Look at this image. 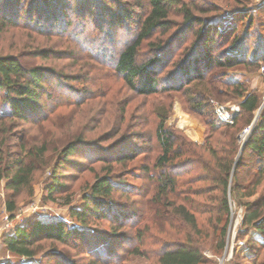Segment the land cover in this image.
Instances as JSON below:
<instances>
[{"label": "rangeland", "instance_id": "rangeland-1", "mask_svg": "<svg viewBox=\"0 0 264 264\" xmlns=\"http://www.w3.org/2000/svg\"><path fill=\"white\" fill-rule=\"evenodd\" d=\"M30 1L22 0L19 9L21 10L24 6L23 10H27L25 8ZM84 1L86 3V0ZM179 1L187 6L199 8L213 4L217 6L218 11L216 12L219 14L233 13L238 7L236 4H242L250 10L252 25L248 30L246 21L243 20L245 14L234 17L230 22L237 25L236 36L242 38L248 31L246 33L248 35L247 45L245 46L248 57L256 53L255 49L257 50L259 42L263 45L264 0ZM81 2L82 0H64L62 2V7L58 11L59 14H62L60 25L51 33L46 29L48 26L46 24L43 25L45 26L43 27L44 31H38V28L34 29L31 27L32 25H27L22 20L17 26L2 27L0 25V56H17L21 62L29 66H41L51 70L49 80L53 83L52 85L47 84V91L58 98L70 96L74 99V96L77 95L72 93V89L78 90L76 100H82V103L77 106L57 108L54 113L49 114L47 121L41 123L42 130L35 128L30 123L22 124L21 129L15 130L20 132L24 128L26 139L32 141V144L34 141L42 143L43 139L48 138V133L53 134L52 140L62 136L65 140L64 143L81 135L86 142L94 144V147L107 149L114 144L119 145L120 142L128 144L136 151V154L130 161L103 163L96 157L87 158L88 149L80 147L78 153L70 158L71 161L77 163V166L65 165L61 168V172L65 176L66 189L55 194L53 196L55 200L48 201L46 190L51 178V168L55 166L54 150L57 148L50 145L47 153V157H50L48 167L34 174L32 194L28 195L27 192L22 191L16 197L17 207L13 218L6 212L4 205L7 196L4 186L7 180L1 179L0 252L4 249L3 235L12 232L17 226L24 225L30 220L40 218L62 220L70 227L75 226L76 221L70 216V210L72 208L79 209L84 205V197L89 194L88 186L94 182L97 176L105 175L110 168L112 180L116 183L126 184L125 187L133 191L132 193H121L117 190L113 194V199L116 203L123 204L126 207L125 211H131L132 208L136 211L135 217L126 222V227L117 231V234H124L127 239L123 240L124 242L121 239L116 241L117 243L114 245L116 258L114 259L115 263L112 264H155V256L161 249L163 241L167 239L193 242L201 248L206 258L214 261V264H250L247 258L256 250L253 249L250 241L263 242L264 238L254 230L243 226L244 208L237 206L231 196L228 197L230 215L225 233V246L218 256L213 255L211 250L213 235L208 224L209 215L199 217V220H202L205 225L197 234L193 233L192 235L188 226L173 217L171 207L167 205L171 200H175L176 195H169L170 199L167 202L162 200L160 203H155L152 199L157 192L159 183V172L154 167L155 160L160 154V147L155 136L159 120L163 119L165 129L174 132L176 136L180 137L181 142H187L194 146L192 149L196 151L199 160L207 163L211 157L208 147L212 140L218 137L220 142L225 144L227 139L217 134L211 135L207 120L202 114L196 112L190 98L194 96V93H203L214 112L217 106L224 107L228 112L232 108L239 111L238 103L241 99L234 95L233 88L222 83L216 84L219 92L217 94L208 91L209 85L192 83L186 87L184 92L182 89L177 92L167 90L147 96L136 95L125 87L118 76L114 75L111 62L117 50L136 32V20L148 10V0H87L85 8L80 6ZM139 2H141L142 8L138 6ZM78 10L83 12L81 17L76 14ZM124 13L129 14V18L121 25H117L115 23L117 16ZM113 14L115 18L111 17ZM195 14L205 18L212 16L213 12L207 15ZM24 15L22 11V18ZM169 19L173 24L171 28L167 31L159 30L150 39L141 43L138 54L139 62L150 58L153 52L151 50L163 46L180 26L181 17L176 12L170 14ZM67 21L70 22L69 26L61 31L62 23ZM197 28L198 26L195 25L192 30ZM215 40L219 42L216 53L219 54L227 49L231 37L227 39V43L223 38L217 37ZM193 41V33L188 32L170 45L166 61L156 69L157 79L161 85L169 86L168 83L162 81L177 68L188 48L194 43ZM261 46L258 48L261 49ZM42 50L46 51L48 58L42 59L36 54ZM223 72H227L231 76L228 80L243 85L246 94L255 93L259 97L260 103L250 124L241 125L242 129L237 135V151L234 156L236 163L242 152H240L241 146L243 143L245 146L258 116L264 108V61H260L257 66L253 67L238 65L227 69L213 68L208 73L207 80L216 82L217 77ZM213 76L216 77L215 80L212 78ZM56 83L63 84V87H55ZM246 119L248 118L246 117ZM70 125H72L71 128ZM68 131L71 132L70 135H67ZM183 158L186 159V157L181 159ZM174 170L180 176L179 182L202 177L208 181L195 183L193 184L194 188L202 187L205 192H208L209 188L214 189L213 184L207 179L209 173L203 169V165L200 163L186 169L174 168ZM250 170H252L250 167H246L241 170V173ZM231 185L230 182L229 186ZM187 186L185 185L183 188ZM258 192L260 201H263L264 187L263 189L258 187ZM217 195L218 191L215 190L209 192L207 196ZM203 205L205 207L214 206L213 208L217 209L215 203L206 202ZM215 217L213 215V218ZM90 220L89 229H97L101 233L108 234L111 220L98 222ZM139 234L142 235V241L138 237ZM77 243V240L76 242L70 240L68 245L57 243L51 245L50 242H41L36 255L27 261L32 264H54L53 262L57 258L52 255V251L55 250L76 264L90 263L92 259L83 251L84 249L75 248L74 245ZM133 248L138 249L137 254L132 252ZM263 253L264 250H261V257ZM9 256L8 259L0 257V261L10 260L15 264H18L22 259L26 261L23 257L12 254Z\"/></svg>", "mask_w": 264, "mask_h": 264}, {"label": "trees", "instance_id": "trees-1", "mask_svg": "<svg viewBox=\"0 0 264 264\" xmlns=\"http://www.w3.org/2000/svg\"><path fill=\"white\" fill-rule=\"evenodd\" d=\"M63 1L31 0L25 8L27 10L24 11V6H22L21 10L25 14L22 18V11L19 9L22 0H0V25L2 27L17 26L22 20L27 25H32L31 27L34 29L38 28V31H44L43 27L45 26L43 25L46 24L48 25L46 29L51 33L60 25L62 14H59L58 11H60ZM81 4L80 6L85 8L87 0L86 3L82 0ZM236 5L238 7L233 13L219 14L216 12L218 11L217 6L213 4L199 8L187 6L180 3L179 0H148V10L136 20V32L129 41L122 44L111 62L114 75L118 76L125 87L136 95L147 96L167 90L177 92L182 89L184 92L186 87L192 83L209 85L208 91L217 94L216 84L222 83L233 88L234 95L241 99L238 103L239 111L231 113L232 123H228L217 118L203 93H194V96L190 98L196 112L202 114L207 120L211 135L217 134L227 139L223 144L218 137L212 138V143L208 147L211 157L207 163L199 160L196 151L192 149L194 146L187 142H181L180 137L176 136L174 132L165 129L163 119L159 120L155 135L160 147V154L154 164L159 172V183L157 192L152 199L155 203H160L162 200L167 202L170 199L169 195H176L175 200H171L167 205L171 207L173 217L188 226L192 235L193 233L197 234L205 225L202 220H199V217L209 215L208 224L213 235L211 250L215 256H218L225 246V233L230 215L229 196L237 206L244 208L243 226L254 230L264 238V200L260 201L258 192V187L261 189L264 187V108L235 163L237 135L242 129L241 125H248L252 121L253 114L260 104L259 97L255 93L246 94L243 85L228 80L231 76L227 72L220 73L216 82L207 80L208 73L213 68L227 69L238 65L253 67L257 66L260 61H264V47H262L264 43L262 45L259 42L257 50L255 49L256 53L248 57V51L245 50L248 31L242 38L236 36L237 25L230 22L234 17L245 14L243 20L246 21L247 29L249 30L252 25L250 10L242 4ZM138 6L142 8L141 2ZM82 10L76 12L79 17L83 14ZM174 12L181 17L180 26L163 46L151 50L153 52L150 58L139 62L138 54L141 43L150 39L157 31H167L171 28L173 24L169 16ZM212 12V16L205 18L195 14L207 15ZM111 17H114V14ZM128 18L129 14H120L115 23L121 25ZM69 23L68 21L62 23L61 31L69 26ZM195 25L198 28L192 30ZM188 32L193 33L194 43L188 48L177 68L162 81L168 83L169 86H163L157 79L156 69L166 61L170 45ZM217 37L225 39L226 43L227 39L231 37L227 49L219 54H216L219 48V42L215 40ZM260 46L261 49H259ZM36 54L42 59L48 58L46 51L42 50ZM51 73V70L41 66H29L21 62L17 56H0V180H7L4 186L7 191L4 205L11 218H13L17 207L16 197L22 191L27 192L28 195L32 194L34 174L48 167L50 157H47V153L50 145L58 149L54 150L56 162L55 166L51 168V178L46 190L48 201L55 200L53 196L66 189L65 176L62 174L61 168L65 165L77 166V163L71 161L70 158L78 153L80 147L88 149L87 158L96 157L103 163L130 161L136 154V151L128 144L120 142L119 145L114 144L106 149L94 147V144L86 142L81 135L64 143L65 140L62 136L52 140L53 134L48 133V138L43 139L42 143L34 141L32 144V141L26 139L24 128L20 132H16L15 129H21L22 124L25 123H30L35 128L42 130L41 123L47 121L49 114L54 113L57 108L77 106L82 103V100H76L78 90L72 89V93L77 95L74 96V99L70 96L58 98L47 91V84L52 85L53 83L49 80ZM212 78L216 79L215 76ZM55 87L62 88L63 84L56 83ZM71 127L72 125H70ZM67 133V135L71 134L69 131ZM182 157H186V159H181ZM197 163L202 164L203 169L209 173L207 179L213 184L214 189L209 188L208 192H205L202 187L194 188L193 184L208 181L202 177L179 182L180 176L174 172V168L182 170ZM246 167H250L252 170L241 173V170ZM111 175L112 170L108 168L105 175L97 176L94 182L88 186L89 194L84 197V205L79 209L72 208L70 210V216L76 221L75 226L70 227L62 220H43L42 218L30 220L24 225L17 226L12 232L3 235L4 249L9 254L25 258L24 264H32L27 260H31L36 255L41 242H50L51 245L55 243L68 245L70 240L73 242L77 240L75 248L80 249L81 247L92 259L88 264L115 263L114 245L117 240L127 239L124 234H117V231L126 227V222L135 217L136 211L133 208L131 211H125L126 207L123 204L115 202L113 199L115 191L119 190L121 193H132L133 191L126 188L124 183L114 182ZM230 182L231 186H229ZM185 185L188 186L183 188ZM210 190H217L218 195L207 196L211 192ZM206 202L215 203L217 209L215 210L214 206L205 207L203 204ZM213 215L216 217L213 218ZM90 219L96 222L111 220L108 234L101 233L97 229H89ZM138 237L142 241V235L139 234ZM250 244L253 249H256L247 258L250 264H264V253L261 257L264 240L263 242L250 241ZM161 246L155 256V264H214L212 259L203 255L200 247L188 240L167 239ZM132 252L137 254L138 249L133 248ZM52 255L57 258L56 261L54 260V264H76L55 250L52 251ZM0 264L15 263L4 260Z\"/></svg>", "mask_w": 264, "mask_h": 264}, {"label": "built area", "instance_id": "built-area-1", "mask_svg": "<svg viewBox=\"0 0 264 264\" xmlns=\"http://www.w3.org/2000/svg\"><path fill=\"white\" fill-rule=\"evenodd\" d=\"M237 109L232 108V110L230 112H228L224 107L222 106H217L215 108V114L217 116V118L221 121L224 122H228V123H232L231 120V113L232 112H237ZM26 261L24 259L20 260V262L18 264H24Z\"/></svg>", "mask_w": 264, "mask_h": 264}, {"label": "crops", "instance_id": "crops-1", "mask_svg": "<svg viewBox=\"0 0 264 264\" xmlns=\"http://www.w3.org/2000/svg\"><path fill=\"white\" fill-rule=\"evenodd\" d=\"M10 254L5 250L3 249L1 252H0V257L2 258H5V259H8L10 256ZM1 260V259H0ZM4 261V260H3ZM1 262V261H0Z\"/></svg>", "mask_w": 264, "mask_h": 264}, {"label": "water", "instance_id": "water-1", "mask_svg": "<svg viewBox=\"0 0 264 264\" xmlns=\"http://www.w3.org/2000/svg\"><path fill=\"white\" fill-rule=\"evenodd\" d=\"M243 147H244V143H243V145L241 146L240 152L242 151Z\"/></svg>", "mask_w": 264, "mask_h": 264}]
</instances>
